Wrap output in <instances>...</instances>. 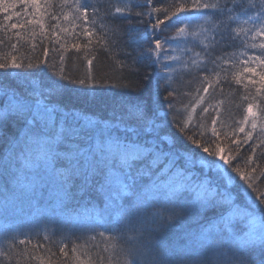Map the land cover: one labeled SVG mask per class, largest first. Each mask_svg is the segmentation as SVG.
Returning <instances> with one entry per match:
<instances>
[{
	"label": "snow or ice",
	"instance_id": "obj_1",
	"mask_svg": "<svg viewBox=\"0 0 264 264\" xmlns=\"http://www.w3.org/2000/svg\"><path fill=\"white\" fill-rule=\"evenodd\" d=\"M18 4L24 9L23 12L17 10ZM152 4L153 0H146L140 6L142 11L136 15L143 16V9L150 7L148 21L151 22L152 13H161V9L151 7ZM61 5L73 9L75 15L71 20L67 12L62 16L63 22L73 25L76 20L90 22V7L93 14L97 11L92 5L84 7L81 0H61ZM50 6H55L52 0H44L43 4L41 0H0V14L3 15L0 27L16 31L26 25H34L43 33L44 16ZM251 7H255V4ZM218 8V4L204 3L203 0H173L169 8L162 12L163 19L160 15L156 16L151 29H160L161 25L185 9ZM123 11L120 7L115 9L116 14ZM261 17H264V0H261V9L256 17L258 26L253 24L251 29H239L245 34L251 31V39H259L260 42L251 45L253 49H259V53L247 56L241 61L242 71L233 74L236 84L247 90L254 89V94L249 91L251 100L248 95L243 97L247 101L244 109L246 114L236 130L243 134V139H236L235 133L231 139V144L237 150L242 144L254 141L253 130L258 126V119L264 131V116L258 118L254 111L258 107L255 100L264 97V19ZM51 19L60 20L61 17L52 15ZM228 20H233L231 10ZM51 27H59L60 33L67 36L74 35L67 27ZM187 30L186 27H178L175 29L176 35H186ZM217 31V44L221 41L226 43L230 38V24L221 20ZM53 34L59 39L58 34ZM16 35L19 37L20 32L16 31ZM93 36L92 30L85 27L83 38L87 43L74 42L71 47L77 51L87 50L92 45ZM151 43L153 47L148 49L150 52L163 51L160 39ZM48 51V48H44L45 56ZM92 62L88 60L89 65ZM192 63L195 65L197 61L193 60ZM224 63L226 66L229 62ZM42 65L46 66V61L25 65L17 63L13 57L11 63L0 62V69L11 67L34 70ZM222 70L227 72L226 67ZM51 75L82 86L92 85L94 80L91 75L70 79L63 74V70L53 71ZM31 84L35 94L28 99L20 90L22 85L12 89L0 83V201L5 214L9 211L24 214L27 202L29 208L42 210L39 212L41 219L55 223L65 217L70 202L81 197H87L91 202L90 194L95 193L102 206L85 207L82 212L71 216L69 222L86 227L88 220L102 215L115 221L111 231L138 233L134 241H126L118 251L115 244L110 246L111 252L109 248L104 249V252L110 253L108 264H203L202 258L209 253L217 256V264H264V220L255 216L253 210L236 206L229 188L234 181L242 182L248 190L257 193L255 199L264 207V192H260L254 183L258 169L252 167L257 159L255 154L264 149V141L259 145L249 144L251 154L245 159V167L249 171H242L238 164L239 155L226 154V149L221 146L222 133L215 127L219 123L215 117L211 120V139H198L195 133H191L193 113L198 105L206 102L204 95H199V99L191 104V111L185 119L178 121L172 115L168 121L171 126L178 128L179 133L184 134L185 140L199 153L202 151L207 154L196 158L191 152L176 149L173 136L168 134V129L158 119L149 101L141 99L128 104L122 115L93 120L82 117L75 108L47 102V96L40 91L39 80L33 79ZM56 91L53 89L49 94ZM202 91L209 93V86L205 84ZM176 95L175 90L167 91L169 113L175 112ZM208 111V107L202 108L203 113ZM162 144L169 146L167 152L160 150ZM261 156H264V152H261ZM196 169L203 174L194 183ZM213 171L218 183L209 179L208 173ZM261 175L264 178V170H261ZM46 185L52 188L48 195L45 194ZM186 190L194 191L195 199L186 210H182L176 207L175 200ZM213 200L228 206L230 211L202 225L197 231H187L182 242L164 238L167 221L160 214L153 217L146 215L147 209L159 206L167 212L169 221L182 217L185 211L198 219L199 212ZM244 220L247 221V231L237 234L233 225ZM99 235L109 241L116 239L114 236L105 237L104 232ZM28 243L19 240V245L27 246ZM242 252L250 254L241 255ZM59 253L67 257V246H61ZM112 253H115V259ZM72 254L75 256V248ZM149 256L151 259H146ZM40 264H44L42 259ZM76 264H93V261L77 257ZM101 264H104L103 257Z\"/></svg>",
	"mask_w": 264,
	"mask_h": 264
},
{
	"label": "trees",
	"instance_id": "obj_2",
	"mask_svg": "<svg viewBox=\"0 0 264 264\" xmlns=\"http://www.w3.org/2000/svg\"><path fill=\"white\" fill-rule=\"evenodd\" d=\"M172 2L173 0H153L151 7L161 9V13H152V20L149 22L150 7L143 9V16L136 15L142 11L140 6L145 4L146 0H81L84 7L92 5L97 11L93 14L90 7L88 9L90 22L76 20L73 25L62 20L65 12L69 13L71 20L75 15L73 9L62 6L61 0H52L55 6L48 7L43 21L45 25L43 33L38 26L26 25L16 30L20 32L18 37L16 31L0 27V62L11 63L15 57L17 63L26 65L46 61V66L42 65L34 70L11 67L0 69V83H5L12 89L22 85L20 90L26 98L31 99L35 94L31 82L37 79L41 85L40 91L47 96V102L75 108L74 110L79 111L82 117L93 120L122 115L128 104L141 99L149 101L158 119L168 129V134L173 136L176 149L191 152L196 158L207 154L202 151L199 153L185 140L184 134L179 133L178 128L175 125L171 126L168 121L172 115H175L178 121L185 119L191 111V104L199 99V95H204L206 102L198 105L196 112L193 113L191 133H195L198 139H211L213 127L211 120L215 117L219 121L215 127L222 133L221 146L226 149V154L239 155L238 164L242 171H249L245 167V159L251 154L249 144L259 145L264 141V131L261 130L262 123L258 119V126L253 130L254 141L242 144L238 150L231 144L234 133L236 139H243V134L236 131L246 114L244 109L247 101L243 97L248 95L251 100L249 91L254 94V89L247 90L236 84L233 74L242 71V68H239L245 58L247 45L245 32L239 29H251L253 24L258 26L259 21L256 17L261 9V0H203L204 3L218 4L219 8L185 9L171 17L160 29L153 31L151 23L155 22L157 15L163 19L162 12L168 9ZM41 3L43 4L44 0H41ZM253 4L255 7H251ZM117 7L124 11L116 14ZM17 10L24 11L19 4ZM230 10L232 21L228 20ZM52 15L61 19L53 20ZM249 17L252 19L249 20ZM2 20L3 15L0 14V21ZM221 20L230 24V38L226 43L221 41L217 44L219 40L217 25ZM52 25L67 27L74 35L62 34L59 27L53 29ZM85 27L94 33L92 45L87 50L77 51L71 45L74 42L87 43L83 38ZM178 27L188 28L187 34L176 35L175 29ZM54 32L59 35V39ZM155 39H160L164 46L160 53L148 50L153 47L151 41ZM205 45L208 47L205 48ZM44 48L49 49L47 56ZM89 59L93 61L91 65L88 64ZM193 60L197 61L195 65L192 63ZM225 61L229 62L226 66ZM225 67L227 72L222 70ZM61 70L70 79H81L91 75L94 80L92 85L82 86L61 81L51 75L53 71ZM205 84L209 86V93L206 94L202 91ZM53 89L57 91L49 94ZM169 90H175L177 93L174 113H169L168 109L169 101L166 94ZM255 104L258 106L254 108L258 118L264 116L262 111L264 97L257 98ZM203 107L209 108L208 113L202 112ZM160 150L167 152L169 146L162 144ZM261 152H264V149L255 154L257 159L252 167L258 169L254 183L260 192H264V178L261 175V170H264V156H261ZM202 174L199 169L194 170V183L199 181ZM208 176L210 181L219 182L214 171L208 173ZM229 188L236 206L253 210L255 216L264 220V207L256 201V192L248 190L242 182L234 181ZM51 192L52 188L46 185L45 194ZM90 199L91 202L89 198L81 197L70 202L65 217H61L55 223L41 219L39 212L42 210L29 208L27 202L24 214L18 215L12 211L5 214L0 201V264H40L41 259L44 264H49V261L51 264H76L77 257L92 260L93 264H101L103 257L104 264H108L107 258L110 253L104 252V249L109 248L111 252L110 246L115 244L118 251L126 241H134L138 233L113 232L111 229L115 221L102 215L88 220L86 227L69 222L71 216L82 212L85 207L102 206L100 198L95 193L90 194ZM194 199L195 192L186 190L176 198L175 205L186 210ZM228 211H230L228 206L213 200L199 212L198 219L194 214L185 211L182 217L169 221L167 212L161 210L159 206L147 209L146 215L153 217L160 214L167 221L164 238L182 242L187 231H197L202 225L227 215ZM233 230L237 234L247 231V221L235 223ZM100 232H104L105 237L114 236L116 239L109 241L102 238ZM21 239L30 243L27 246L19 245ZM61 246H67L69 252L67 257L59 253ZM73 248L76 249L75 256L72 254ZM112 255L115 259V253ZM146 259H151V256ZM217 260L214 253L202 258L203 264H217Z\"/></svg>",
	"mask_w": 264,
	"mask_h": 264
},
{
	"label": "rangeland",
	"instance_id": "obj_3",
	"mask_svg": "<svg viewBox=\"0 0 264 264\" xmlns=\"http://www.w3.org/2000/svg\"><path fill=\"white\" fill-rule=\"evenodd\" d=\"M251 35H252L251 31H248L247 34H245V37H246V40H247V45H246V52H245V58L244 59H246L247 56H249V55H254V54H258L259 53V49H253L251 47V45L254 42L258 44L260 41H259V39H257L256 41H253L251 39ZM239 69H241V67Z\"/></svg>",
	"mask_w": 264,
	"mask_h": 264
}]
</instances>
